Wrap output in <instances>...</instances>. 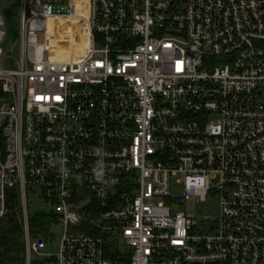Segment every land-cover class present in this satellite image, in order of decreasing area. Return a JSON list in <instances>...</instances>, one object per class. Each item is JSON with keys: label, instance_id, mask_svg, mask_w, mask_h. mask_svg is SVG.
I'll return each mask as SVG.
<instances>
[{"label": "built area", "instance_id": "1", "mask_svg": "<svg viewBox=\"0 0 264 264\" xmlns=\"http://www.w3.org/2000/svg\"><path fill=\"white\" fill-rule=\"evenodd\" d=\"M74 1L84 55L58 59ZM16 6L17 57L0 6V221L16 189L26 264H264V0ZM30 194L52 207L45 237ZM210 198L219 217L198 218Z\"/></svg>", "mask_w": 264, "mask_h": 264}, {"label": "trees", "instance_id": "2", "mask_svg": "<svg viewBox=\"0 0 264 264\" xmlns=\"http://www.w3.org/2000/svg\"><path fill=\"white\" fill-rule=\"evenodd\" d=\"M9 214L0 221V264H26L23 227L17 190L9 193ZM53 219L41 214L31 219L33 234L48 235Z\"/></svg>", "mask_w": 264, "mask_h": 264}, {"label": "rangeland", "instance_id": "3", "mask_svg": "<svg viewBox=\"0 0 264 264\" xmlns=\"http://www.w3.org/2000/svg\"><path fill=\"white\" fill-rule=\"evenodd\" d=\"M0 6L7 18L8 22V39L2 49L3 53L10 50L16 43L17 37L20 32V18L18 17V6H16V0H0ZM63 30H60V33ZM10 55L18 56V46L15 50L8 51ZM30 217L35 218L41 214H47L52 211V207L46 205L43 200L37 199L32 194L28 198ZM196 216L200 219L204 218H217L220 214V202L219 199L210 198L206 202L199 201L195 207ZM53 240L48 244L49 252H56L60 245V241L63 235V229L61 227H54L52 230ZM36 258V256H34Z\"/></svg>", "mask_w": 264, "mask_h": 264}, {"label": "bare ground", "instance_id": "4", "mask_svg": "<svg viewBox=\"0 0 264 264\" xmlns=\"http://www.w3.org/2000/svg\"><path fill=\"white\" fill-rule=\"evenodd\" d=\"M87 2L74 1L72 4V11L74 16L78 19L62 20L59 39L55 42L56 58L63 60H79L84 55V21L88 17ZM83 18V20H82Z\"/></svg>", "mask_w": 264, "mask_h": 264}]
</instances>
